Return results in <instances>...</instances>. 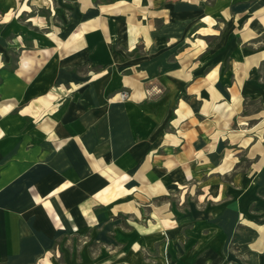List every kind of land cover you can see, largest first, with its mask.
<instances>
[{
	"label": "crops",
	"instance_id": "0c3cea01",
	"mask_svg": "<svg viewBox=\"0 0 264 264\" xmlns=\"http://www.w3.org/2000/svg\"><path fill=\"white\" fill-rule=\"evenodd\" d=\"M0 264H264V0H0Z\"/></svg>",
	"mask_w": 264,
	"mask_h": 264
},
{
	"label": "built area",
	"instance_id": "2783aa9c",
	"mask_svg": "<svg viewBox=\"0 0 264 264\" xmlns=\"http://www.w3.org/2000/svg\"><path fill=\"white\" fill-rule=\"evenodd\" d=\"M121 98L122 99H125L126 98V95L123 93V94H121Z\"/></svg>",
	"mask_w": 264,
	"mask_h": 264
},
{
	"label": "rangeland",
	"instance_id": "374dc122",
	"mask_svg": "<svg viewBox=\"0 0 264 264\" xmlns=\"http://www.w3.org/2000/svg\"><path fill=\"white\" fill-rule=\"evenodd\" d=\"M122 99V98H121ZM123 100V99H122Z\"/></svg>",
	"mask_w": 264,
	"mask_h": 264
}]
</instances>
